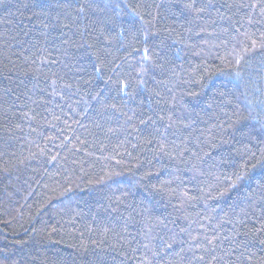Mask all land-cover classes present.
Masks as SVG:
<instances>
[{
	"label": "snow or ice",
	"instance_id": "snow-or-ice-1",
	"mask_svg": "<svg viewBox=\"0 0 264 264\" xmlns=\"http://www.w3.org/2000/svg\"><path fill=\"white\" fill-rule=\"evenodd\" d=\"M223 8L213 0L23 3L31 27H21V21L15 30L0 31V57L11 62V52L37 66L26 75L44 76L53 88L59 83L68 93L87 96L98 116L117 124L105 128V123L94 121L95 126L125 140L131 137L132 148L150 167L135 182L114 181L123 175L114 171L99 179L85 180L87 173L73 179L67 169L61 182L46 168L60 163L59 153L41 149L12 163L9 156L16 153L5 140L0 144V174L16 172L19 180L20 166L36 161L33 175L24 183L29 196L36 191L29 179L47 190L37 216L51 206L53 222L26 230L34 236L17 242L18 253L0 248V264H264V61L257 71L259 80H253L246 75L248 60L236 53L231 73L236 91L231 98L219 93L215 108L211 103H185L184 95L199 93L174 91L182 82L177 61L189 52L202 55L191 43L192 36L207 33L217 20L228 23L210 35L225 45L245 24L258 26L257 32L244 31L250 48L241 51H264V31L259 29L264 26V0H231ZM33 31L34 39L17 38L20 32L28 36ZM17 45L20 52L13 51ZM129 57L135 64L125 71ZM53 66L57 71L47 76L44 69ZM208 71L205 66L203 73ZM93 81L103 87L85 91ZM129 101L136 103L135 109ZM20 116L37 119L35 109H21ZM46 177L53 184L42 183ZM152 177L158 182L152 183ZM84 183L95 189L91 199L81 196Z\"/></svg>",
	"mask_w": 264,
	"mask_h": 264
},
{
	"label": "trees",
	"instance_id": "trees-1",
	"mask_svg": "<svg viewBox=\"0 0 264 264\" xmlns=\"http://www.w3.org/2000/svg\"><path fill=\"white\" fill-rule=\"evenodd\" d=\"M24 2L26 0H3L0 3V31L15 30L16 25H20L21 21L23 22L21 27L25 29L31 27L26 19L28 14L23 9ZM157 2H161V0H157ZM213 2L216 7L224 11L223 5L226 2H231V0H213ZM18 8L19 11H17ZM227 14L231 15V13ZM236 19L237 17L234 16L232 22L234 23ZM9 21L10 23H8ZM241 22L243 23V21ZM226 23L228 22L217 20V25L209 26L207 33L202 34V36H192L191 43L197 45L195 50L202 52L200 57L193 56L189 52L183 60L177 61L178 65H182L176 69L179 77L182 78V82L174 91L178 95L187 92L199 93L198 96L184 95L183 99L186 104L199 103L201 106H206L211 103L215 108L214 101L219 93H224L227 98H231L229 94L236 91V82L231 75L234 70L236 53L243 55L248 60L249 66L246 75L250 74L251 79L259 80L257 71L261 61H264V51H249L248 53L241 51L244 47L250 48L249 42L243 36L244 31L257 32L258 26L245 24V28L240 29L241 34L237 35L232 32L228 37L229 43L225 45L221 43L220 39L210 34L213 32L220 33V26ZM259 29L264 31V26H259ZM36 35L35 31L28 36L20 32L17 38L29 40L34 39ZM205 40H208L207 45L204 43ZM13 51L20 52V46L17 45ZM185 51L188 50L185 49ZM24 55L27 56L29 53L24 52ZM7 56L10 57L11 62L0 57L3 59V64H0V96L3 97L0 99V105L3 106L0 108V144L7 140L11 145V151L16 153L15 157L9 156L12 163L16 162V157L24 159L30 154L38 153L41 149L48 154L59 153L60 163L47 164L46 168L50 175L55 176V179L61 182L64 178L61 173H64L65 169H67L66 174L73 179L77 176H84L85 173L88 174L85 176V180L88 178L99 179L105 172L114 171L123 173L119 177H114V181L131 180L135 182L143 175V171L150 167L146 164L144 155L132 148L131 145L135 141L131 137L125 140L121 134L106 133V131L95 126L94 121L105 123V128L109 124L113 127H116L117 124L115 120L106 123L98 116L93 108L88 106L89 103L94 104V102H91L87 96L68 93L67 90L60 88L59 83L53 88L50 86V81L44 76L37 79L31 74L26 75L25 73H32L37 66L25 63L23 59H17V56L12 55L11 52L7 53ZM4 64H7V67H4ZM134 64L135 59L129 57V64L124 65L125 71H132L130 65ZM205 66L209 69L207 75L203 73ZM55 71L57 69L54 66L51 69H44L47 76H51V73ZM6 87L12 91L5 94ZM89 87L98 89L102 88L103 84L99 81H93L90 86H84L85 91ZM54 92H63V96L53 94ZM17 95L20 96L18 101L16 100ZM28 96H31V100L28 99ZM5 100L7 101L6 104L4 103ZM32 100L40 101V103L34 104ZM128 103L133 109L136 108V103L131 101ZM4 108L8 111L5 112ZM21 109L23 111L35 109L37 119L35 121L22 119L20 116ZM41 113L45 118H41L39 115ZM119 123L122 124L123 120H120ZM5 126L8 128L7 131ZM62 144L64 147H61ZM129 152L131 156L127 154ZM44 159L45 157H41L40 162H43ZM117 161H121V163L117 164ZM138 163L141 165L140 167H138ZM35 166L36 161H26L25 165H21L18 173L20 175L19 180L15 178L16 172L10 175L0 174V248H4L5 251L18 253L21 244L17 242L33 238L34 234L26 231L33 224L43 226L53 222L51 206L44 208L37 216V212L42 206L43 194L47 190L29 179L31 187L36 189L29 196L28 185L24 183L25 179L33 175L31 167ZM165 178L161 174V179ZM44 182L53 184V180L47 177L45 181H42V183ZM151 182L157 183L158 181L152 177ZM109 183L112 184L113 181H109ZM82 187L84 191L81 196L85 199H91L90 193L95 189L86 183L82 184ZM120 187H127V184H121ZM113 188H115V184H113ZM52 210L54 211V209ZM192 214L195 216V212ZM65 239L72 242L67 237ZM28 247L30 245L24 246L25 249Z\"/></svg>",
	"mask_w": 264,
	"mask_h": 264
}]
</instances>
